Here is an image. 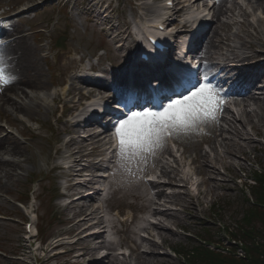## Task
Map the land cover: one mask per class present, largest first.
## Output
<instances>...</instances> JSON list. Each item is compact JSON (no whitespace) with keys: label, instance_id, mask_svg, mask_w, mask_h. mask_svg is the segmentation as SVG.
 I'll use <instances>...</instances> for the list:
<instances>
[{"label":"rangeland","instance_id":"obj_1","mask_svg":"<svg viewBox=\"0 0 264 264\" xmlns=\"http://www.w3.org/2000/svg\"><path fill=\"white\" fill-rule=\"evenodd\" d=\"M164 1H0V11L12 13L21 6L32 8L30 11L32 16L19 14L18 16L21 18L15 20L14 23L20 29L27 31L30 44L34 47H38L37 45L45 47L40 52L38 63L43 69L44 77L42 80L46 84V88L43 89L26 88L28 94L37 97L36 101L31 102L28 99L23 101L22 98L15 96L12 92L4 90V96L8 92L10 96L20 102H29L34 116L32 119L25 113L16 112L10 106L2 107L0 97V139L6 136L16 139L25 148L26 154L33 157L29 163L24 164L23 169L18 170L21 177L15 176L8 181L4 177V172L0 171L2 182L7 184L4 189H0V264H26L22 260L16 262L10 257L17 252L21 254L23 247L26 245L24 240L26 230L23 221L28 220V217L17 200L26 198L29 191H32V194L37 197L32 205L33 208L38 210V221L35 220L34 216L32 217L34 224L44 228V232L40 236V239L45 242L44 248H49L50 243L55 238L74 232L73 224L69 222V218L72 213H78L79 209L68 210L65 206H62L68 200H62L59 197L61 191L66 189L68 179H64L66 176L64 170L55 167L61 163L68 164L66 157L73 151V144L77 146V138L78 140L81 139L78 135H87L92 132V127H88V124L81 127L80 125L77 126L78 133H74L73 141L66 143L72 136L70 132L67 134L66 122L75 123L79 116L71 107L68 109V105H66L71 104L70 100L75 102L76 95L73 98L67 97L64 100L63 96L60 95L62 101L53 103L52 99L55 97L56 92L62 95L66 94L64 86L53 84L54 80L59 78L61 64L66 66L67 61L74 58L76 66L82 63L79 60L83 58L84 63L81 66L85 67L89 63L95 62L91 56L101 47L108 50L107 55L103 56L104 58L109 57L110 59L113 57L117 63L121 62L125 59L126 53L132 48L136 50L137 46L132 38H128L129 41H124L125 46L128 47L126 49L120 48L117 43L120 38L113 39L111 33H114V29L126 33L127 30L129 31L130 26L135 31L144 32L148 28L147 21L155 16L167 15L168 12H172L163 8ZM104 2L106 6H110L106 13L100 8V4ZM241 5H244L243 1ZM230 6L231 3L225 4L222 13L218 14L219 17L213 16L206 28L207 35L218 32L219 38H215L218 47L216 50L217 55L227 56L224 54L225 49L231 45V48H235L236 51L248 56H264V22L259 20H264V15H261V11H257L246 17L240 7L235 13L229 10L226 11V7ZM113 9L114 12L111 13ZM247 11L251 13L252 10L248 8ZM108 15H111L114 20V29L109 28L110 24L104 25L105 18ZM33 24L39 26L38 30L47 28L46 32H39V43H36L37 38L30 32V25ZM128 24L129 27H126ZM256 26H258V30L255 29ZM103 27L106 28L102 34L100 28ZM167 28L168 31H183L179 22L173 18L169 19ZM62 34H66L68 40V48L64 51L57 49L55 45ZM188 38L185 37V39ZM50 40L52 41L50 42ZM114 42L117 44H113ZM251 45L253 48L250 52L247 46ZM49 48H52L51 51ZM105 52V50H102L98 55L105 54ZM9 57H6V61ZM1 60L5 66L4 60ZM78 71L80 70L78 69ZM69 78L73 81V76ZM261 92L256 94L261 101L258 105L253 102L242 106L243 108L231 105V109L221 112L223 118L213 122V125L217 126L216 134L218 138L216 141L211 140L208 145L199 142V140L194 141L192 133L181 134L174 138L182 145L170 147L168 145L169 140H167L161 149L157 150L154 155H149L143 162L130 163L124 168L121 167L120 159H118L116 171L113 178H111L115 191L107 204L110 212L117 209L122 218L128 220L122 226L123 231L118 229L115 235L116 243L118 245L124 243L131 248L134 236H137L133 230L147 224L148 218L153 216L148 205L158 206L168 212L167 216L159 214L154 218L156 221H163L164 229L159 228L158 230L162 231L163 235L167 237L163 246L159 244L154 254H144L138 258L134 249L131 248V255L127 254L124 259L112 255L103 264H186L175 250H182L181 246H183L187 252L193 248L194 244H197L198 237H205L209 234L211 236L210 248L221 254H227L229 257L233 254L244 257L246 251L241 250L243 246L241 241L233 240L232 242L229 239L232 238L229 230L227 231L223 226L231 227L233 233L240 239H245L241 237L240 232H242V228L245 229L246 227H250V229L254 227L260 235H264L263 223L258 218L248 219L249 215L252 216L250 214L251 209L263 210L264 207H258L261 205L256 206L254 188L252 189L251 200L247 201L240 187L243 181L237 180V177L241 175L239 171H243L246 177L250 178L253 177L256 168L264 172V110L261 108V106L264 107V90ZM43 99L48 102L49 107L45 105ZM63 106H65V109L62 113ZM249 115L252 116L251 120ZM4 123L11 124L16 134L9 133L4 127ZM235 124L240 131L245 133L241 139L237 137L236 132L233 133ZM205 125L210 124L205 123ZM254 125L260 127V131L253 128ZM257 132H259V136L256 135ZM245 137L252 141L243 145L242 141ZM224 139L228 143L227 146L224 145ZM82 143H78V147H81ZM254 145H257L258 148L254 149ZM88 146L83 149L85 150ZM171 148L174 150L173 154L176 157L172 154ZM182 150L185 152L180 156L178 151L181 153ZM81 153L82 151L73 159H79ZM197 154L207 156V159L202 158L199 163H192L191 159ZM4 157L11 158L7 155ZM203 164L209 169L216 168V174L211 175L209 173L206 176L200 173V166ZM255 164L257 165L255 166ZM229 165L232 168L228 167ZM52 168L53 170H51ZM225 168H228V173H225ZM166 171L167 178H165L166 176L159 177L161 172ZM149 173H154L152 178L168 183L169 186L163 187L165 193L162 196L158 197L156 194L159 189L152 187L147 182L146 175ZM187 174L195 175L196 182L189 181L187 187L179 186L187 183L186 180L181 179L186 177ZM210 176L213 178L212 180H210ZM37 178H40V180L35 182ZM223 185H226V187H223ZM196 187L200 192V196L193 197L192 192ZM97 203L99 202H96L94 197L86 202L89 210H92ZM171 208H174V210ZM244 215H247L245 219ZM116 217L118 218L116 220L120 221V217ZM258 232H255V240L257 241H259ZM50 237L52 238L47 241ZM159 238L157 235L153 237L155 240H159ZM80 245L84 246L86 244ZM133 246L135 248L136 244H133ZM71 248L74 249L75 247ZM229 248L233 251H225ZM142 249L148 251L150 242H144ZM169 252H171V255ZM81 259L83 260V258ZM190 259L192 258L190 257Z\"/></svg>","mask_w":264,"mask_h":264},{"label":"bare ground","instance_id":"obj_2","mask_svg":"<svg viewBox=\"0 0 264 264\" xmlns=\"http://www.w3.org/2000/svg\"><path fill=\"white\" fill-rule=\"evenodd\" d=\"M225 1L227 0H217V2L212 6V10L214 11V16H218V14L222 13L223 11V3H225ZM248 5H251L255 10H262V12L264 13V0H246ZM186 3H190L192 5H194L195 3H197L196 0H186ZM188 5V4H187ZM138 10V8H137ZM245 15H248L249 13L244 11ZM176 15H179V12H176ZM186 29L191 28V25L185 24L184 25ZM104 29V27H103ZM103 31V30H102ZM14 34H16V36L10 40V42L5 45L0 47V60L3 59L5 62V72L6 74H11L15 76V80L12 83H8L5 84L2 87V92H1V101L2 103V107L4 106H10L12 107L13 110H15L16 112L19 113H25L26 115H28V117L33 118L34 116L33 111L31 109V106L29 104V102L31 101H36L35 96H32L30 94H28L26 92V88H31V89H42V88H46V84L43 82V69L40 66V64L38 63L39 57H40V50L43 49V47H40V49L37 50V48H35L32 44L29 43L26 33L23 30L14 29ZM205 36V32L200 33L198 35L199 39H203ZM217 37V33H214L211 37H207L204 41L203 44V54L204 57L207 56L208 53L211 52V50H213L216 47V43H215V38ZM128 38H132V33L128 32V30L126 31V33L123 34V40L124 41H129ZM134 40V39H133ZM135 42V41H134ZM126 43H124L125 45ZM173 45H169L168 44V53L171 51V47ZM196 49H201V47L199 48V44H196ZM232 52H234V49L232 50ZM10 56V57H9ZM6 57L9 59H7L6 61ZM76 61L73 58H70L67 61V65L66 66H61V77L59 78V81L62 82L63 80H66V76L71 72L74 71V69H76L78 66H75ZM139 67V66H136ZM202 69H205V67H202ZM201 72V69H200ZM199 72V73H200ZM262 76L260 78L264 79V73L261 74ZM73 81L70 83V87L67 91V93H75L76 91H79L81 93L82 90L86 91V94L88 96H95V95H91L93 94L96 90H97V81L95 79L90 80L87 79L85 76H75L72 79ZM100 82V81H99ZM254 83H251L250 86L248 88H246V91L243 93V95L240 96L241 99H236V103L235 105H247V103L249 104L250 102H253L255 105H258L261 101L260 98L255 96L252 88L254 87ZM9 89V90H7ZM10 91L12 92V94H14L17 97H20L23 99V101H26L27 99L29 100V102H20L16 99H14L12 96L10 95H3V93L5 91ZM60 96L55 97L54 100H59ZM99 100L95 99L93 100L91 106L95 105ZM101 104V103H100ZM262 110H264V107L261 106ZM1 110V108H0ZM249 117L251 118L252 116L249 115ZM95 119H93L92 121H94ZM92 122L91 120H86V119H79L77 121L76 124L71 125V127L68 128L69 131L76 133L77 129H76V125H84L87 123ZM255 128L258 129L257 126H255ZM223 130V129H222ZM237 134V137L239 136L240 131L238 128L233 127V133ZM243 136V133H242ZM88 138H93L92 135ZM244 144H248L249 142H245L243 141ZM228 144V143H227ZM235 144V143H234ZM4 154H7L8 156H10L11 158H5ZM75 153H72L71 156H74ZM203 157L199 156L198 158L194 159V161L199 162L200 159H202ZM32 157H28L25 151V148L23 146H21V143L15 139H12L8 136L2 138L0 140V171L4 172V177H6L9 180H12L15 176H19V174L17 173V171L19 169H23L24 168V163L29 162L30 160H32ZM200 172L203 175H209V173L214 172L213 169H208L206 166H201L200 168ZM161 178L168 177L167 171L166 172H161ZM213 178H211L210 176V180H212ZM92 181V178L90 179L89 182ZM150 185H152V187L154 188H158V192H157V196L160 197L162 196L165 192H164V188L163 187H167L169 186L166 183H161V182H153ZM7 186V184H4L1 180L0 177V189H4ZM223 187H226V185H223ZM84 188V185L79 184V183H75V184H71V186H69V191L68 192H72L77 194V197H74L68 204V207H77L79 208L80 212H85L88 211L89 208L87 207L86 202L89 200V198L91 196L85 197V195L82 193V189ZM149 210L152 211V214L155 215H168V212L164 211L162 208L158 207V206H151L148 205ZM92 213V212H91ZM74 217L71 219V221L73 222ZM81 223L82 221H78L74 224V227L77 228L79 230V228L81 227ZM100 223V221H99ZM164 225L161 221H159L158 223H149L146 224L145 226H143V230L151 237L153 234H158L160 236V238L163 240V242H165V238L167 236L163 235V232L158 230L159 228L164 229ZM101 236V234L96 235V237ZM95 236H88L86 238V241L88 242V244H91L92 242H94L96 239ZM148 240L151 241L150 239H146L144 237H141V242ZM153 241V240H152ZM99 247V246H98ZM97 247V248H98ZM141 246L138 245L135 249V251L137 252V257H142V255L144 254H148V252L153 253L154 250L153 248L157 247V243L152 242L151 243V247L152 249L150 251H144V252H140L139 248ZM95 252V249L92 247H86L81 249L80 253H78V259L79 258H89V260L85 263V264H102L101 261L102 260H97L95 258L92 257L93 253ZM110 255H107L106 258H109Z\"/></svg>","mask_w":264,"mask_h":264},{"label":"snow or ice","instance_id":"obj_3","mask_svg":"<svg viewBox=\"0 0 264 264\" xmlns=\"http://www.w3.org/2000/svg\"><path fill=\"white\" fill-rule=\"evenodd\" d=\"M14 80L15 76L6 74L0 60V85ZM165 88L171 95L163 93ZM154 91L158 95L150 94L144 104L136 94L126 95L121 102L128 109L125 118L119 119L114 128L121 167L143 162L171 137L199 132L202 124L216 121L224 103L221 90L208 77L197 76L193 83L190 74L179 70L166 85L162 83V88ZM148 103L152 106L148 107Z\"/></svg>","mask_w":264,"mask_h":264},{"label":"trees","instance_id":"obj_4","mask_svg":"<svg viewBox=\"0 0 264 264\" xmlns=\"http://www.w3.org/2000/svg\"><path fill=\"white\" fill-rule=\"evenodd\" d=\"M264 187V184L262 185ZM260 198L264 202V190L260 192ZM256 217L260 218L263 223L264 231V210H256ZM249 239H245L247 257H237L235 255L231 257L221 256L218 260H213L212 264H264V235L258 234L259 241L255 240L249 232Z\"/></svg>","mask_w":264,"mask_h":264}]
</instances>
